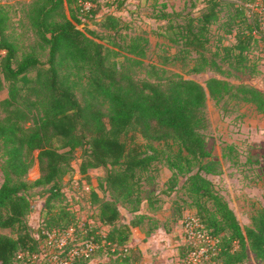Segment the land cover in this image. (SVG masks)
Returning <instances> with one entry per match:
<instances>
[{
	"label": "trees",
	"instance_id": "16d2710c",
	"mask_svg": "<svg viewBox=\"0 0 264 264\" xmlns=\"http://www.w3.org/2000/svg\"><path fill=\"white\" fill-rule=\"evenodd\" d=\"M124 2L34 0L27 15L38 47L48 49L46 59L36 45L20 53L9 32L8 11L0 3V89L7 88V95L0 97L4 174L0 184V264H49L50 252L41 246V239L47 238V231H55L59 237L70 230L75 240L68 241L62 255L79 237L105 242L90 256H77L69 264H88L102 251L109 258L107 264H141L131 254L136 251L129 245L132 228L143 226L146 220L150 223L147 235L159 226L167 228L155 213L141 210L142 181L148 178L149 183L154 182L163 167L171 170L166 192L171 193L183 177L180 187L191 197L194 211L219 238L220 249L214 259L220 258L221 264H240L252 251L264 260V207L251 216L250 224H241L212 177L222 168L208 148L205 135L209 96L219 100L235 89L234 95L254 102L264 111V91L253 84H233L218 76L207 78L205 84L178 74L165 78L157 75L154 80L135 77L119 61L111 59L113 52H119L106 46L102 40L107 36L91 27L99 24L118 34L120 16L114 11L103 12L102 7H120ZM226 3L234 2L206 0L200 14L188 16L183 23L173 24L170 12L161 14L169 22V38L182 41V51H197L201 56L194 65L196 71L206 67L222 70L204 49L210 26ZM235 6V12L223 22L235 40L223 43L215 53L218 55L222 49L223 58L244 70L249 66L254 44L264 39L263 16L259 11H249L244 3ZM148 43L147 36L134 34L121 47L127 53L144 56ZM133 60L142 62L140 58ZM250 69L252 74L257 72L255 63ZM78 148L82 149L81 173L88 174L91 167L106 169L100 186L109 197L102 198L91 189L92 203L96 205L93 220L81 221L77 217L62 185ZM36 161L39 175L31 181L27 175ZM35 195L44 197L36 232L28 221ZM157 199L150 193L148 208ZM56 200L61 206L47 209ZM121 202L130 205L133 214L122 222ZM103 226L107 231L102 233ZM125 246L127 250H119Z\"/></svg>",
	"mask_w": 264,
	"mask_h": 264
},
{
	"label": "rangeland",
	"instance_id": "374dc122",
	"mask_svg": "<svg viewBox=\"0 0 264 264\" xmlns=\"http://www.w3.org/2000/svg\"><path fill=\"white\" fill-rule=\"evenodd\" d=\"M34 0H0V3L8 11L9 32L17 42L20 53L27 51L32 45L37 46V51L43 59L47 58L48 49L37 45V37L31 27L27 12ZM106 1V0H105ZM206 0H125L122 6L105 5L102 11H114L122 22L118 34L114 30L108 31L99 24L91 25L108 39L102 41L112 50L119 53H112L111 59H116L121 67L127 69L137 78H149L154 80L158 76L166 77L174 74L192 77L205 84L207 78L218 76L225 78L233 84L249 83L264 91V39H259L251 49V60L249 66L240 70L231 65V62L222 57L223 50L220 49L218 55L215 51L223 43L234 42L233 34L227 32L228 24L225 20L235 12V3L245 4L250 11L253 6H259V0H231L234 3L224 4L220 10V17L211 24L208 32L209 41L206 43L204 53L210 59L214 58L222 66V70H215L206 67L200 71L194 69V65L201 56L197 51H182V41L175 42L169 38L167 27L169 22L162 18L163 12H170L169 16L173 24L186 22L188 16L199 15ZM229 1V0H228ZM75 8V3H72ZM251 7V8H250ZM67 15H70V8L65 3ZM231 12V13H230ZM224 24V25H223ZM239 25H244L241 23ZM237 26V19L234 28ZM134 34L147 36L149 43L146 46L144 56L127 53L121 44L127 42ZM115 40V43L112 41ZM132 56V59L127 58ZM134 58H140L141 63H137ZM255 63L257 72L251 73V66ZM83 74V73H82ZM5 83L3 77L1 76ZM83 80L84 75H83ZM235 89L226 93L221 99L216 100L208 97L206 113L208 116V127L205 129L207 146L214 157L220 160L222 171L213 174L220 190L227 197L234 207L238 218L243 226L250 224L251 216L257 209L264 207V111L259 110L254 102L241 99L234 95ZM7 95V88L0 89V97ZM82 149L78 148L75 157L72 159L71 169L63 175L62 185L72 208L77 211V217L81 221L93 220L92 214L95 211V202L92 203L91 189L98 191L100 197H109L100 186V181L106 174V169L102 166L89 168L88 174L79 171ZM3 157L0 151V184L4 180ZM39 175V165L36 161L28 172V179L34 180ZM171 170L167 167L160 169L156 180L149 183L146 178L142 181L143 202L141 210L148 208L147 197L150 193L157 196L154 206L148 208L149 212L155 213L166 222L170 233L167 236L169 244L165 251L154 252V264H178L176 254L179 251V228L181 219L187 210H196L192 206V199L180 187L183 177L179 179L178 186L171 192L166 190L169 185ZM91 198V199H90ZM175 200V202H173ZM44 197L35 195L32 198V211L28 216V221L34 232L38 229V223L42 214ZM98 206L99 201H96ZM180 205V207H178ZM59 208L60 200L48 204L47 209ZM130 205L121 202L120 222L127 221L132 217ZM51 208V210H53ZM98 208V207H96ZM97 210V209H96ZM83 224V222H80ZM149 221L143 223L142 229L146 230ZM102 231H107L103 226ZM10 232L9 229L5 230ZM101 231V232H102ZM65 237V236H64ZM68 237H66L67 240ZM78 239H81L80 237ZM43 248H54L56 241L50 242L46 238L41 239ZM133 248V247H132ZM131 248V251H132ZM120 250V248H119ZM130 253V252H129ZM140 262L138 250H134ZM41 258V257H40ZM105 252H100L92 256L88 264H107L109 261ZM215 263L221 264L222 260L214 259ZM39 261L32 264H39ZM240 264H264V260L258 258L252 251H249L246 259Z\"/></svg>",
	"mask_w": 264,
	"mask_h": 264
},
{
	"label": "built area",
	"instance_id": "2783aa9c",
	"mask_svg": "<svg viewBox=\"0 0 264 264\" xmlns=\"http://www.w3.org/2000/svg\"><path fill=\"white\" fill-rule=\"evenodd\" d=\"M259 6H253L251 11H259L262 14L261 28L264 30V0L257 1ZM260 36L259 30L254 31ZM104 231H102L103 233ZM47 240L50 242L55 240L56 246L49 248V264H69L77 256H90L95 250L104 245L91 238L77 239L70 247L65 255L62 252L65 250L69 240H75L72 235V230L68 233L56 237L55 231H47ZM65 236V237H64ZM66 237L67 240H66ZM179 251L176 254L178 264H217L214 256L218 253L219 238L217 235L209 231L200 216L193 210H187L184 217L181 219V227L179 228ZM120 250H127L128 246L119 247ZM41 253L39 257H43Z\"/></svg>",
	"mask_w": 264,
	"mask_h": 264
},
{
	"label": "crops",
	"instance_id": "0c3cea01",
	"mask_svg": "<svg viewBox=\"0 0 264 264\" xmlns=\"http://www.w3.org/2000/svg\"><path fill=\"white\" fill-rule=\"evenodd\" d=\"M145 212L149 211L146 209ZM132 232L129 245L138 250L141 264H154V261H152L154 252L165 251V247L169 244L167 236L170 232L164 226L155 228L147 235L145 230L137 225L132 228Z\"/></svg>",
	"mask_w": 264,
	"mask_h": 264
}]
</instances>
